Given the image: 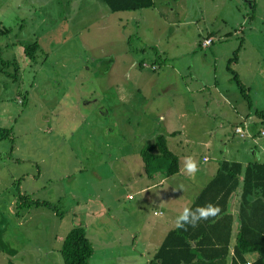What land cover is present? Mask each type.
<instances>
[{
  "label": "rangeland",
  "instance_id": "obj_1",
  "mask_svg": "<svg viewBox=\"0 0 264 264\" xmlns=\"http://www.w3.org/2000/svg\"><path fill=\"white\" fill-rule=\"evenodd\" d=\"M255 110H264V0H152L122 11L102 0H0V127L9 128L0 264H62L75 224L92 246L88 264H149L157 223L180 214L210 178L204 167L239 145L264 147ZM157 133L180 165L197 161L194 176L184 164L165 175V161L147 176L139 150ZM19 193L56 213L20 206Z\"/></svg>",
  "mask_w": 264,
  "mask_h": 264
},
{
  "label": "trees",
  "instance_id": "obj_2",
  "mask_svg": "<svg viewBox=\"0 0 264 264\" xmlns=\"http://www.w3.org/2000/svg\"><path fill=\"white\" fill-rule=\"evenodd\" d=\"M102 1L111 11L135 10L152 5V0ZM34 46L33 42L32 45H27L24 51ZM235 50L232 58L228 60L236 59ZM226 68L230 69L229 62ZM232 78L250 106L246 87L235 73L232 74ZM255 113L264 117V110H255ZM8 132L9 128L0 127V138L7 137ZM139 155L147 176L164 161L165 175L180 170L179 157L168 148L162 133L155 134L153 141L144 143ZM237 187L240 189L238 226L229 255L232 215L228 212L227 205L229 195ZM18 198L20 206L42 205L56 213L55 204L47 200L29 199L20 193ZM208 203L219 206L221 209L219 216L203 220L195 228L188 226L185 230L175 226L169 229L149 259V264H264V227L257 223L264 211V163L242 165L236 161H219L214 174L200 188L188 207L195 209ZM254 219L256 223L253 222ZM247 252H257L255 260L245 263L244 254ZM59 253L62 264H88L92 246L82 226L75 224L69 228L61 240ZM4 264L14 263L6 260Z\"/></svg>",
  "mask_w": 264,
  "mask_h": 264
},
{
  "label": "crops",
  "instance_id": "obj_3",
  "mask_svg": "<svg viewBox=\"0 0 264 264\" xmlns=\"http://www.w3.org/2000/svg\"><path fill=\"white\" fill-rule=\"evenodd\" d=\"M237 117L241 120L242 117H243L242 113L238 114ZM242 121H244V119H242ZM234 126H235V124H234ZM250 127H251V125H250ZM262 129H264V128H262ZM259 131L257 132V134L260 135ZM253 135H254V132L252 131V133L250 135V138H252ZM260 136L262 138H264V135H260ZM206 143L208 144L209 142L206 141ZM239 144H241V143H239ZM234 148L236 149L235 150L236 151L235 152L236 155H234V156H225L224 155L221 158H215V159H213L214 163L212 164V166H205L204 167L205 168L204 171L206 172L205 175H209L211 177L214 174L215 170H216V167H217L218 162L221 161V160L236 161V162H239L242 165H244L246 163H253V162H256V163H264V147L263 146L257 147L255 145L253 147H241L239 145V147H234ZM249 156L252 157V160L251 161L248 160V157ZM203 157H205V156H201L200 157V159L202 161H203ZM208 160H209V158L206 157V159L204 161H208ZM182 164H184V162L183 163L181 162L180 167L183 166ZM206 182H204L203 184H195V186H193V189L196 188V187L197 188L194 190L193 194H190L189 195L190 200H189V202H187V204L184 207H188L189 206V204L191 203V201L193 200V198L195 197V195L198 193V191L200 190V188ZM239 193H240V189H239V187H237L236 190H234L233 192H231V194L229 195V198H228L227 210L232 215V228H231V234H230V242H229V246H228L229 247V255L231 254V248H232V244H233V240H234V236H235V231H236V227L238 226L237 213H238V208H239ZM183 208L181 206H179L178 209L181 212L183 210ZM261 214H262V217L259 220H257V223H259L260 226L264 227V211ZM178 215L179 214H176L175 215V214L167 213V215L165 216V218L161 222H158L157 223L156 230L159 227L160 231L161 230L162 231H161V234L158 235V237H157V239H158V240H156V245L157 246L155 245L156 249L159 246V244H160L163 236L165 235V233L169 229L175 227V220H176V217ZM253 222L256 223V220L254 219ZM152 229H155V228H152ZM155 251L156 250H154L153 253ZM244 257H245V260H246L245 263H248V262H250L252 260H255V258L257 257V252H247L246 254H244Z\"/></svg>",
  "mask_w": 264,
  "mask_h": 264
},
{
  "label": "clouds",
  "instance_id": "obj_4",
  "mask_svg": "<svg viewBox=\"0 0 264 264\" xmlns=\"http://www.w3.org/2000/svg\"><path fill=\"white\" fill-rule=\"evenodd\" d=\"M182 171L189 177L194 176L199 171L197 161L191 156L186 157ZM181 189L183 190V186H181ZM220 212L221 209L219 206L212 203L197 206L195 209L191 207H184L180 214L176 217L175 226L185 230H187L188 226L195 228L203 220L218 217Z\"/></svg>",
  "mask_w": 264,
  "mask_h": 264
},
{
  "label": "built area",
  "instance_id": "obj_5",
  "mask_svg": "<svg viewBox=\"0 0 264 264\" xmlns=\"http://www.w3.org/2000/svg\"><path fill=\"white\" fill-rule=\"evenodd\" d=\"M211 41L210 38H205V39H202L200 44L201 46H205L207 45L209 42ZM244 128H247V125L245 124V121H242V124L241 125H235L234 128H233V131L234 133H236L238 136H243L244 135ZM260 135H264V129H261L259 131Z\"/></svg>",
  "mask_w": 264,
  "mask_h": 264
}]
</instances>
